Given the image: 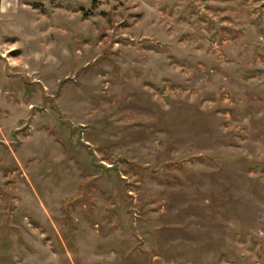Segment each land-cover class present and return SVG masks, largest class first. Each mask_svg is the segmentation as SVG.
Here are the masks:
<instances>
[{
	"label": "rangeland",
	"instance_id": "rangeland-1",
	"mask_svg": "<svg viewBox=\"0 0 264 264\" xmlns=\"http://www.w3.org/2000/svg\"><path fill=\"white\" fill-rule=\"evenodd\" d=\"M0 264H264V0H0Z\"/></svg>",
	"mask_w": 264,
	"mask_h": 264
}]
</instances>
